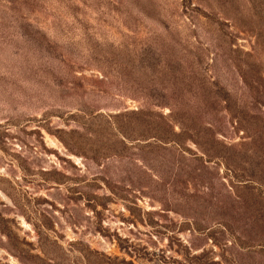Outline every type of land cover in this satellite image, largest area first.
Returning a JSON list of instances; mask_svg holds the SVG:
<instances>
[{
	"label": "rangeland",
	"instance_id": "1",
	"mask_svg": "<svg viewBox=\"0 0 264 264\" xmlns=\"http://www.w3.org/2000/svg\"><path fill=\"white\" fill-rule=\"evenodd\" d=\"M260 176L264 0H0V264H264Z\"/></svg>",
	"mask_w": 264,
	"mask_h": 264
},
{
	"label": "trees",
	"instance_id": "2",
	"mask_svg": "<svg viewBox=\"0 0 264 264\" xmlns=\"http://www.w3.org/2000/svg\"><path fill=\"white\" fill-rule=\"evenodd\" d=\"M241 67H242V66H240L239 70H240V72L242 73V78H243V80H244V83H245L247 86L252 87L253 85H252L251 82L248 80V78H247L245 72H244V73L242 72ZM253 83H254V82H253ZM251 97H252V105L254 106V104H256L259 100H258V98L255 97V96H251ZM225 101H226L227 104L230 102V100H229L228 98H225ZM261 103H262V102H261ZM245 109H246V108H244V110H243L242 113L248 112V111H245ZM242 115H243V116H240L241 118H240L239 120L251 124V121H250L249 119L247 120V119L245 118L246 116H245L244 114H242ZM246 129H247V128H246ZM183 132H185V130H183L182 133H183ZM174 133H175V135H179V133H176V132H174ZM156 138H158L159 140H163V139L166 140V139H167V138H163V137H160V136H156ZM169 142L179 143V141H178V140H175V139H170ZM255 177H256V176H254V175H250V179H252V180H254ZM260 181H261V182H264V178H263V176H260Z\"/></svg>",
	"mask_w": 264,
	"mask_h": 264
}]
</instances>
